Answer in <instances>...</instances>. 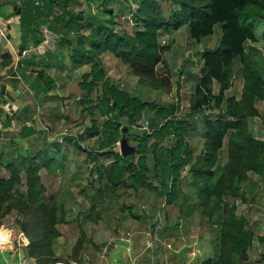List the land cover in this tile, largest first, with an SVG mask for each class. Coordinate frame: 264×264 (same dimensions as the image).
I'll return each instance as SVG.
<instances>
[{
    "label": "trees",
    "instance_id": "trees-1",
    "mask_svg": "<svg viewBox=\"0 0 264 264\" xmlns=\"http://www.w3.org/2000/svg\"><path fill=\"white\" fill-rule=\"evenodd\" d=\"M66 1L47 0V13L54 4L67 7ZM116 1L101 0V11L87 21L83 13L67 19L66 24H76L79 31L88 30L89 33L74 35L73 45L66 51L69 59L63 50L60 59L62 66L69 69L91 63L90 71L78 82V101L82 105L89 104L86 108L90 113L98 108L106 117L102 126L99 119L93 117L92 125L75 137L77 139L73 137L75 147L81 151L85 150L81 140L97 137V147L86 149L89 159L96 164L90 174L93 176L96 172L98 183H102L93 187L96 194L103 195L121 186L136 190L148 186L165 196L168 203H174L178 195L184 193L182 170L189 165L192 183L197 187V199L192 205L200 207L208 225L210 245L219 249L216 255L206 250L201 264H237L248 260L256 233L250 228L247 217L238 215V206L230 203V198L246 201L247 187L257 184L251 183L250 174L264 175V140L249 128V119L259 114L256 102L264 101V68L259 67V62L247 50L249 41L260 40L259 30L264 39V0H138V9L130 11L138 25L135 34L117 30V17L122 8L115 5ZM63 13L66 19L68 11ZM69 25L64 24L63 28ZM183 26L188 27L190 36L196 41L211 37L219 27V44L202 52L200 82L186 115L174 117L179 108L177 104L158 105L157 115L165 120L171 118L162 125L155 121L151 124L149 120L152 133L143 131L138 137L132 125L146 107L154 109L157 104L143 101L115 83L104 67L102 56L111 53L120 59L138 58L146 63H157L161 58L160 30H177ZM238 64L242 65L244 80L241 98L224 101L222 93L214 97L212 83H218L225 91L240 67ZM38 80L46 93L57 87L45 70L38 73ZM91 92L98 94L95 99L90 96ZM56 107L57 101L53 105L57 117L60 111ZM206 108L216 113L207 114ZM213 114L218 117L212 118ZM34 115L31 111L27 115L14 114L18 121L24 122ZM122 117L129 121L128 138L138 143L134 151L126 155L114 149L124 136ZM197 121L205 130L204 147L199 153L189 141ZM2 134L0 130V136ZM226 139L228 158L222 164ZM164 140L170 141V145ZM54 144L57 151L65 155L66 148L61 141ZM64 157L59 160L60 166L64 165ZM103 159L106 162L101 161ZM57 161L48 149L29 151L6 162L10 176L0 178V226L8 213L17 211L23 218L21 229L30 239L26 253L41 264L48 261L49 246L57 234L58 224V208L45 199L47 186L41 171L52 170L58 165ZM88 180L91 186L96 181ZM23 182L25 198L15 192ZM180 205H189L187 194ZM260 239L264 241V236ZM83 241L81 239L78 245L82 246Z\"/></svg>",
    "mask_w": 264,
    "mask_h": 264
},
{
    "label": "rangeland",
    "instance_id": "rangeland-1",
    "mask_svg": "<svg viewBox=\"0 0 264 264\" xmlns=\"http://www.w3.org/2000/svg\"><path fill=\"white\" fill-rule=\"evenodd\" d=\"M72 2L74 7L79 3L77 0ZM115 5L119 9L122 8L117 17V30L135 34L138 25L130 11L135 12L138 9V0H120L116 1ZM94 7L96 10H101L100 3H95ZM262 33V30H259L260 40L249 41L247 44L248 52L259 62L260 68H264ZM220 35L221 30L217 27L211 37L196 41L190 36L187 26L177 30L162 29L159 32L161 46L159 62L151 64L138 58L125 60L117 58L111 53L104 54L102 61L108 75L113 78L115 83H118L133 96L157 104L154 109L146 107L138 119L151 121V124L155 121L162 125L171 116L166 117L165 120L163 116L157 115L158 105L177 104L179 108L175 111L174 117H182L189 111L191 100L195 97L196 87L201 78L202 52L216 48ZM237 66L240 67H237L235 77L232 78L230 87L225 91H222L218 83H212L214 97L222 93L224 101L232 97L241 98L244 80L241 71L242 65L238 64ZM90 69L91 63H84L75 68L77 72L71 71L72 73L68 75L69 80L65 84L67 90L64 94L63 88L65 87L62 86V83H58L59 87L56 85L57 87L52 90L54 93L47 97V102L44 104L46 107L52 108L54 102L60 100L56 107L60 110L57 124L55 123L56 119L50 120L46 115L47 112L42 108L43 111L38 115L37 133L30 138L34 145L33 149H45V144H47L53 151L52 142L61 141L68 150V156L64 159L68 168L60 169V166L55 164L52 170L43 169L41 171L44 183L48 188L45 199L51 205L55 203L58 208L57 234L54 235L49 246L51 253L47 255L48 261L42 264H100L102 261L104 264H126L128 262L130 264H201L206 258V250L210 251L212 255L218 254L219 249L210 245V237L207 233L208 225L203 219L200 207L192 205L197 199V187L192 183L189 165L182 170L184 179L182 191L187 194L189 205H180L184 201V193L178 195L174 203H168L165 196L158 194L148 186L141 187L139 190L121 186L117 189H109L103 195L96 194V188L93 187H99L102 183H98L96 172L93 176L90 174L96 164L89 159V152L86 149H95L98 145L97 138L81 140L80 143L85 149L84 151L75 147V139H77L75 137L92 125L93 117L99 119L100 126L106 120V117L101 115L100 109H94L93 113H90L91 110L86 108L89 104L82 105L78 101L80 89L77 80H80L81 76L85 72H89ZM71 90L76 92L73 97L68 95ZM50 92L46 93L44 86L39 88L40 100ZM62 95L66 96L62 97ZM97 95L96 92L90 93L93 99ZM15 97L18 96L15 95ZM256 106L259 114L249 119V128L258 138L264 140V101L256 102ZM212 112L216 113L215 110L206 108L205 113ZM215 115L213 114L212 118L218 117ZM201 116L198 115L199 118ZM121 120L123 124H129L127 117H122ZM4 125L5 120L1 117L0 127L3 134L0 136V178L10 176L6 162L29 149L26 139L14 142L9 137V133L4 131ZM66 130L67 132H65ZM135 131H137L138 137L143 133L142 130L136 129ZM146 132L151 134L152 129L150 128ZM204 132L202 123L197 121L189 137V141L197 153L204 147ZM10 135H12L11 132ZM128 141L133 149L137 147V142L129 138ZM67 142H70V148ZM164 142L170 145V141L164 140ZM117 145L114 149L121 153V141ZM55 152L57 153L56 150ZM227 158L226 139L222 164ZM101 161L106 162L105 159ZM57 163L59 164V161ZM70 167L72 168L70 169ZM75 168L76 170L79 168L77 172L85 171L86 179L76 178ZM59 169L64 171L60 172ZM88 179L96 181L86 193V189L84 191L82 186H78L77 180L87 185ZM250 179L252 184L254 182L257 184L254 185V188L246 186L248 195L246 201L230 198V203L235 202L238 206V215L246 216L250 228L256 233L248 260L237 264H264V241L260 239L264 236V175L250 174ZM73 180L74 183H72ZM15 192L22 197L26 195L24 182L15 188ZM22 220L23 218L14 210L4 217L0 228H10L15 236H18L23 232L20 226ZM3 234L9 236L8 231L1 229L0 235ZM26 237L29 239L27 235ZM81 239L84 241L82 246H79L78 243ZM203 245L205 246L202 247ZM26 250L27 246L25 253ZM14 254V251H0V264H4V259ZM13 259L17 261V254ZM32 259L37 264H41L37 258Z\"/></svg>",
    "mask_w": 264,
    "mask_h": 264
},
{
    "label": "crops",
    "instance_id": "crops-1",
    "mask_svg": "<svg viewBox=\"0 0 264 264\" xmlns=\"http://www.w3.org/2000/svg\"><path fill=\"white\" fill-rule=\"evenodd\" d=\"M72 1L76 0L65 2L67 7L63 4H54L48 14L46 11V8H48L46 6L47 0H0V26L4 30V32L0 33V118L2 117L5 120L4 131L9 133L8 135L13 141L20 142V140L26 139V143L29 145L28 152L38 149L44 150L40 148L33 149L34 145L30 139L37 133V122L40 112L43 110L47 112L46 115L49 116L50 120L52 118L56 119V124L59 119L58 116L54 115L53 107L49 108L44 104L47 102V97L52 95L54 91L46 95L44 101L40 100L39 88L43 86L41 81L38 80V73L45 70L47 75L57 83L58 87L60 86L59 82L65 87L69 80L68 75L72 72H77V70L62 66L60 62L63 57L62 50L66 53V59H69L66 51L73 45L74 35L84 31L87 32L86 34L89 33L88 30L79 31L76 24L70 26L68 23L66 24V21L80 13H83L87 21L101 11L94 9L95 3L99 4L101 0H77L79 3L75 7ZM117 1L119 2L120 0ZM66 10L68 15L65 16V19L63 16L65 13L63 12ZM64 24L69 26H65L67 27L65 29L63 28ZM70 40H72L71 43L69 42ZM24 49L28 50V54L25 56L22 55ZM66 78L67 80H64ZM3 85L6 86L5 93H2ZM66 90L67 87L63 88V94ZM59 92H61L60 89ZM75 93L71 90L68 95L73 97ZM15 95L18 97H15ZM64 96L66 95H62V97ZM59 103L60 100L57 101V105ZM30 111L35 113V115L29 121H18L14 116L15 113L27 115ZM10 132L12 135H10ZM54 142H52L54 152L49 149L47 144H45V149H48L53 156H56L58 161L63 156H65L64 159L67 158L68 150L65 149L64 155L63 152L57 151V145ZM67 145L70 148V142H67ZM62 146L66 148L65 144ZM28 152L26 150L22 154H27ZM65 163L63 166L58 164L59 168H68ZM62 171L60 170V172ZM75 171L77 173L75 174L76 178L86 179L87 174L85 171L77 172L79 168L77 170L75 168ZM77 181L78 186H82L84 191L86 189L87 193L91 185L89 183L85 185L84 182ZM72 183H74V180ZM84 191L81 192L84 193ZM100 264H104L103 261Z\"/></svg>",
    "mask_w": 264,
    "mask_h": 264
},
{
    "label": "built area",
    "instance_id": "built-area-1",
    "mask_svg": "<svg viewBox=\"0 0 264 264\" xmlns=\"http://www.w3.org/2000/svg\"><path fill=\"white\" fill-rule=\"evenodd\" d=\"M4 32L3 28L0 26V33ZM28 54V50L24 49L22 51V55L25 56ZM133 129L137 130H150V122L143 119H138L135 121V123L132 125ZM67 132V130L65 131ZM71 134V133H70ZM120 144V141L116 143ZM118 146V145H117ZM1 229H5L9 232V237H1L2 243H0V251H14V255L5 258L4 264H37L34 259L30 258L25 253V247L29 245V239L26 237L24 232H21L18 236H15V233L10 228L2 227ZM1 242V241H0ZM9 243V244H8ZM17 254L18 259L17 261H14V256Z\"/></svg>",
    "mask_w": 264,
    "mask_h": 264
},
{
    "label": "water",
    "instance_id": "water-1",
    "mask_svg": "<svg viewBox=\"0 0 264 264\" xmlns=\"http://www.w3.org/2000/svg\"><path fill=\"white\" fill-rule=\"evenodd\" d=\"M5 90H6V86L3 85L2 86V93H5ZM8 95H10V94H8ZM83 95H85V93H83ZM11 99H13V97H11ZM123 129H124V136L121 139V154L126 155V154L133 152L134 149L129 145V141H128V137H127V132L129 131L130 128L127 125H125L123 127Z\"/></svg>",
    "mask_w": 264,
    "mask_h": 264
},
{
    "label": "bare ground",
    "instance_id": "bare-ground-1",
    "mask_svg": "<svg viewBox=\"0 0 264 264\" xmlns=\"http://www.w3.org/2000/svg\"><path fill=\"white\" fill-rule=\"evenodd\" d=\"M1 237H9V236L7 234L0 235V241H2V238Z\"/></svg>",
    "mask_w": 264,
    "mask_h": 264
}]
</instances>
